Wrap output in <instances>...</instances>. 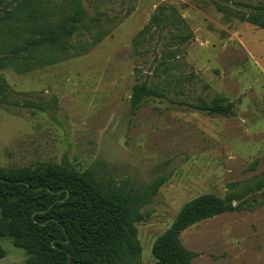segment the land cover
Here are the masks:
<instances>
[{
	"label": "rangeland",
	"instance_id": "obj_1",
	"mask_svg": "<svg viewBox=\"0 0 264 264\" xmlns=\"http://www.w3.org/2000/svg\"><path fill=\"white\" fill-rule=\"evenodd\" d=\"M240 1L264 3L0 0V166L59 163L104 196L148 197L139 264L185 203L214 194L231 208L179 234L192 264H264V28ZM144 83L164 96L136 101ZM220 97L229 114L189 105ZM0 247V264H35L9 237Z\"/></svg>",
	"mask_w": 264,
	"mask_h": 264
},
{
	"label": "trees",
	"instance_id": "obj_2",
	"mask_svg": "<svg viewBox=\"0 0 264 264\" xmlns=\"http://www.w3.org/2000/svg\"><path fill=\"white\" fill-rule=\"evenodd\" d=\"M240 2L253 9L242 19L264 28V3ZM218 9L230 11L222 5ZM171 10L176 17L172 22L185 28L184 19ZM87 13L86 8H80L74 18L80 22ZM158 18L154 16V20ZM108 33L109 27L101 26L93 39L100 41ZM188 36L182 35L180 40ZM148 95L164 93L144 83L136 89L134 98L139 101ZM224 101L220 97L211 103L189 105L226 115L231 107ZM163 182V178L156 180L153 190ZM148 201L142 194L124 191L104 196L97 183L59 163L0 166V237L11 238L35 264H139L142 248L136 223L143 217L140 206ZM229 208L214 194H203L185 203L174 223L154 242V264H192L195 254L182 244L180 232ZM3 254L0 247V257Z\"/></svg>",
	"mask_w": 264,
	"mask_h": 264
}]
</instances>
